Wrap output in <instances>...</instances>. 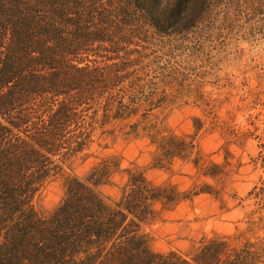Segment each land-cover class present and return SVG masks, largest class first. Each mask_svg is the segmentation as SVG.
<instances>
[{
	"label": "rangeland",
	"instance_id": "obj_1",
	"mask_svg": "<svg viewBox=\"0 0 264 264\" xmlns=\"http://www.w3.org/2000/svg\"><path fill=\"white\" fill-rule=\"evenodd\" d=\"M179 29L137 23L85 48L81 59L96 69L87 141L55 159L31 205L48 216L66 179L105 164L104 197L119 200L128 177L145 173L169 198L144 227L151 251L189 256L212 238L264 246V0H210L193 26ZM173 156L191 161L180 168L185 180L153 170Z\"/></svg>",
	"mask_w": 264,
	"mask_h": 264
},
{
	"label": "trees",
	"instance_id": "obj_2",
	"mask_svg": "<svg viewBox=\"0 0 264 264\" xmlns=\"http://www.w3.org/2000/svg\"><path fill=\"white\" fill-rule=\"evenodd\" d=\"M209 2L0 0V264H264L262 244L236 247L229 238L198 243L189 256L151 251L144 227L153 202L169 198L143 173L128 177L111 201L99 192L103 164L84 179H66L48 216L31 205L55 159L87 141L84 108L96 101L87 90L96 69L81 59L85 48L137 23L159 33L187 30Z\"/></svg>",
	"mask_w": 264,
	"mask_h": 264
},
{
	"label": "crops",
	"instance_id": "obj_3",
	"mask_svg": "<svg viewBox=\"0 0 264 264\" xmlns=\"http://www.w3.org/2000/svg\"><path fill=\"white\" fill-rule=\"evenodd\" d=\"M154 160H155V157H152L151 160H150V165H151V163H154ZM155 162H157V160H156ZM177 163H180L179 166L177 167L178 170H179L180 172H177V173H176L177 168H175V167H176V164H177ZM190 163H191V161H186V160H184L183 158H180L179 156H173V157H172L171 159H169L166 163H164L163 166H161V167H159V166H154V167H152V168H153V170H158V171H160V170H165V171H167V173L169 174V176H172V175H173V177H174L175 179H177V178H181V179L185 180V176L183 175L184 171H182V169H180V168H182V165H190ZM174 168H175V169H174ZM143 176L145 177L146 181H147L152 187H154V188L161 187V184L153 183L154 181H152L151 178H148V177L146 176L145 173H143ZM169 176H168V177H169ZM179 182H182V180L179 181ZM172 184H174V183H172ZM180 189H182V188H180ZM179 192H180V191H179ZM106 198H107V199H110L111 201L116 199V198L111 199L110 197H106ZM193 198H195V197H194V196H191V197L188 198V199H185V200H182L181 202H178V203L176 204L175 208H174V209H175V210H174V211H175V214L179 212V208H180V206L184 205V204H185V201H189V202H190V199H193ZM164 202H165L164 199L156 200V201L153 202V204H152V210H153L154 217H153V219L150 221L151 224H153V223L156 221V220H154L155 217H156V214H158V213H160V212L162 211V205H163ZM180 203H181V204H180ZM161 204H162V205H161ZM171 211H173V210H170L169 213H170ZM153 220H154V221H153ZM153 225H155V224H153ZM153 225L151 226V229H152ZM172 251H174V250H172Z\"/></svg>",
	"mask_w": 264,
	"mask_h": 264
}]
</instances>
